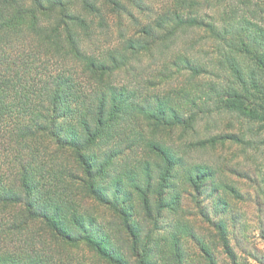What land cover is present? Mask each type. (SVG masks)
<instances>
[{
	"label": "trees",
	"instance_id": "16d2710c",
	"mask_svg": "<svg viewBox=\"0 0 264 264\" xmlns=\"http://www.w3.org/2000/svg\"><path fill=\"white\" fill-rule=\"evenodd\" d=\"M152 4L0 0V264H264L195 157L264 149V0Z\"/></svg>",
	"mask_w": 264,
	"mask_h": 264
},
{
	"label": "rangeland",
	"instance_id": "374dc122",
	"mask_svg": "<svg viewBox=\"0 0 264 264\" xmlns=\"http://www.w3.org/2000/svg\"><path fill=\"white\" fill-rule=\"evenodd\" d=\"M149 1L153 3L152 5L156 9L162 8V6L166 3V0ZM117 36V27L115 19L113 18L110 34L101 38L100 44L98 45L99 48L106 49L107 47L112 46ZM194 37H196L194 36V34H190L185 37L183 36V38H181L178 42V47H181L184 43H187V41H191V39ZM145 61L150 63V61L148 60ZM160 68H158V70H160ZM154 69L156 74H158V70H156L157 68ZM183 78L184 77L178 75L177 82H179ZM154 80L158 82L156 78ZM151 89L153 90V92L155 91L154 89H156V91L160 90L159 86L156 88L151 87ZM226 124H223L220 130L230 131V125L227 124V127L225 126ZM217 130L218 129H208V131H204L202 128V130L200 131H203L207 135H211V133L217 134ZM206 132H208L209 134ZM242 152V149L237 146L227 145L224 148H218L216 151H195V157L197 158V160L204 159L213 164H222V166H224L223 170L226 174L225 180L235 185L242 192V194L245 195L247 199H235L233 197H229V201L231 203L234 215L240 219L239 223L237 224L239 229L243 222H248L252 227L250 241L245 242L243 248H245V250H247V252L249 253H257L259 256H263L264 239L260 235L261 233L259 231V224L264 221V197L261 195L260 198H258L257 191H260L258 185L260 182H263L262 179L264 177V149H262L258 153H255V162L251 161L250 159L245 160L244 153ZM250 152L254 154L253 150H251ZM190 206H192L191 203ZM200 224L202 228H199V232L201 234H208L210 236L214 234V229L210 225L202 221L200 222ZM239 252L243 253L244 251L239 250ZM220 256L221 260H223L225 257L223 254H220ZM243 256L245 255L243 254ZM76 258L82 264H98L96 261H93L92 254L87 253L86 251H77ZM195 260L196 264H200L198 259ZM249 261L256 264L253 258H249Z\"/></svg>",
	"mask_w": 264,
	"mask_h": 264
}]
</instances>
